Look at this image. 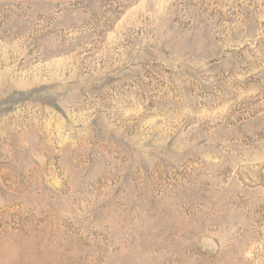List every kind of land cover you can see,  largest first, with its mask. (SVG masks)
I'll list each match as a JSON object with an SVG mask.
<instances>
[{
    "label": "rangeland",
    "instance_id": "374dc122",
    "mask_svg": "<svg viewBox=\"0 0 264 264\" xmlns=\"http://www.w3.org/2000/svg\"><path fill=\"white\" fill-rule=\"evenodd\" d=\"M0 264H264V0H0Z\"/></svg>",
    "mask_w": 264,
    "mask_h": 264
}]
</instances>
